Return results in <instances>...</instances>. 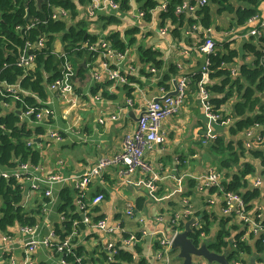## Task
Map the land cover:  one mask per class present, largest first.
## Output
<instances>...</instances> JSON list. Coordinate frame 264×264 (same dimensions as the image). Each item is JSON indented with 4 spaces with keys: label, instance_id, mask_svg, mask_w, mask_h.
I'll return each mask as SVG.
<instances>
[{
    "label": "crops",
    "instance_id": "1",
    "mask_svg": "<svg viewBox=\"0 0 264 264\" xmlns=\"http://www.w3.org/2000/svg\"><path fill=\"white\" fill-rule=\"evenodd\" d=\"M155 1L159 4L161 1L169 0ZM229 1L235 6L243 4L239 0ZM209 6L212 18L209 28L198 21L200 23L198 29H194L193 23L187 17V22L180 27L179 35L174 31L179 28L178 23L170 25H168L169 21L164 23L160 10L152 9L150 20L139 17V4L133 5L130 9L129 7H122L119 10L108 9L94 17L97 20L100 15H114L118 18L117 23H110L105 27L98 23L100 27L93 25L95 23L91 24L93 27H89L90 31L98 36L108 37L118 32L126 43L136 38L134 43L129 44L127 53L108 58L111 66L130 74L133 85H117L111 81L95 82L93 72L101 61L99 57H95L90 58L86 66L83 65L85 71L82 74H79L78 68L75 67V98L72 94L48 91V105L52 109L50 124L34 126L29 123L33 128L44 127V133H35L30 139L33 141L32 146L40 151L41 159L38 164H32L30 177L22 180L26 185L24 207L32 210L30 215H34L37 219L39 238L47 237L52 231H57V224L62 226L66 222H71V231L74 227L77 231L76 250L88 264H106L105 255H109L107 243L112 240L118 243L122 231L118 229L116 234H109L83 222V212L76 204V180L72 177L88 170L100 157L112 156L120 152L124 147L125 136L137 129L139 116L146 103L163 97L165 94L163 89L167 92L174 91L176 88L174 81L179 82L182 77H188L189 81L186 100L179 111L165 118L161 123V130L166 134L167 141L161 146L145 151L146 158L152 163L154 171L160 172L158 184L162 189L161 193L157 195L149 189L144 173L140 170L121 173L120 169L126 166L109 168L93 177L86 197L87 211L94 219L106 218L109 226H122L132 232L146 229L148 235L139 242L141 254L137 256H143L149 264H163L158 256L160 249L154 232L168 231L172 211L178 214L189 208L195 215L196 212L204 210L201 206L203 202L208 212L215 216L211 219V233L207 238L213 239L217 235L221 221L227 216L223 211V197H219L218 193L210 195L207 192L197 191L190 187L189 180L211 167H219V161L215 162L213 159L221 158L222 155L213 151V137L222 135L227 142L232 139L235 144L240 141L243 143L242 148H245V138L240 132L235 137L230 136L229 123L224 119L216 120L209 115L206 104L208 99L224 96V91L213 93L216 91L213 87L220 86L223 77L211 78L210 75L203 73L206 56L199 46L204 42L205 36H210L217 43V51L225 50L226 44L230 49L238 51L239 56L228 64L229 67H237L238 70L242 64L252 67L256 57L253 54L245 56L244 45L250 39L251 29L264 20V0H259L260 14L245 25L237 24V20L234 19L236 13L219 12V3H211ZM80 15L86 16L82 11ZM94 18L92 19L95 20ZM166 25L169 27L168 31L161 33L160 29ZM254 42L257 44L258 40L255 39ZM60 45L62 47V41ZM138 45L157 52L156 57L162 65L158 67L154 62L142 61L137 51ZM152 66L155 67V71H151ZM171 68L174 69L172 72ZM199 74L202 75L201 78L197 77ZM128 97L133 100V104L124 108ZM238 99L237 92L229 96L221 106L222 113L232 115ZM102 118L103 122H101ZM49 131L58 132L62 135V140L49 135ZM210 141L212 143L208 148L207 144ZM184 156L187 162L181 165L180 157ZM245 158L252 159L258 166L257 170L246 173L241 180L248 186L246 190H252L257 188L254 186V181L255 176L260 172V167L258 161L248 152ZM207 159L214 165L209 164ZM243 170L242 165L239 169L232 168L231 172L227 173L226 180L232 179L235 174ZM50 175L69 179L54 183L51 187V196H46L45 185L41 184L37 189L31 186L33 180L37 182L39 178ZM65 188H70L73 193L76 211L70 210L68 206V213L58 211L62 204L60 192ZM260 190L264 196V185ZM97 193H103L104 199L94 204L92 200ZM263 196L254 199V206L249 213L252 218L259 207L263 208L264 213ZM208 198H213L214 203L209 205ZM139 200L141 207L138 208ZM129 204L134 206L133 216H129L126 212ZM76 213H79L78 219L72 221L73 218L68 215ZM181 221L185 224L188 219L182 216ZM232 222L234 224L231 225ZM234 225L238 228L237 231H233L231 238L237 236V233L244 232L241 240L251 248V253L244 258L241 255L236 263L231 264H251L253 256L256 263L263 264L264 250L260 251L257 245L262 234L254 233V225L244 226L236 217L235 221L228 222L226 227L230 228ZM21 226L23 225L16 224L8 230H0V264H10L11 255L16 260V264H22L28 239L22 233ZM58 235L62 237L60 233ZM232 244L229 245L230 248L236 245L234 242ZM176 252L178 251L170 253V264H183V261L181 263L177 260ZM33 259L35 264H65L62 255L42 244L34 249ZM195 260L196 264H209L203 257H196ZM261 260L262 263H259Z\"/></svg>",
    "mask_w": 264,
    "mask_h": 264
},
{
    "label": "trees",
    "instance_id": "2",
    "mask_svg": "<svg viewBox=\"0 0 264 264\" xmlns=\"http://www.w3.org/2000/svg\"><path fill=\"white\" fill-rule=\"evenodd\" d=\"M88 0H80L76 2L74 0H0V77L7 80L9 83H15L21 77L22 86L38 94L42 99L46 100L48 96L47 84L59 77L61 72L62 58L57 53H52L53 45L57 39H60L62 43L69 45H76L78 42H85L88 40H96L98 35L91 32L89 25L95 23L102 27L107 26L110 23H117L118 18L114 15H100L97 19L80 15V4H85ZM123 8H128L130 0H120ZM142 9L146 11V19H151V10L156 8L158 1L155 0H135ZM184 0H169L167 10L161 12V18L163 22L172 20L174 23H178L179 28L175 29V33L179 35L180 27L184 26L187 22V17L190 14L185 11L182 14L176 12V7L180 5ZM211 2H217L220 5L219 12L228 11L230 13H236V19L238 25H245L251 19L259 15V0H239L243 4L235 6L229 0H208ZM196 3V0H191V4ZM210 3L203 6L197 11L199 15L198 19L190 18L191 23L198 22L206 28H209L212 24ZM48 5L62 6L70 8L72 13L75 14L74 19L71 22L62 20L48 19L49 11ZM79 14V15H78ZM34 18H39L40 21H36V26L28 29L27 25ZM72 23V24H71ZM17 26L24 27L26 36L23 37L18 31ZM99 26V27H100ZM45 34L49 37L47 42L49 51L43 49L38 51L36 58V68L34 72L26 73L21 67L16 64V56L18 49L25 45L28 40H34L39 35ZM114 43L116 49L120 52H124L128 49L129 44L136 41V38L126 43L118 32H115L108 36ZM258 40L256 44L254 40ZM264 43V36L256 37L250 36L248 42L244 45L245 56L253 54L256 59L254 65L250 67L247 64H242L238 70L236 76L232 75L231 67L228 64L234 62L235 58L239 56L236 49H230L226 44V49L223 51H217L210 55V77H223V81L220 86H214L216 90L213 93L225 92L222 98L218 96L212 97L211 101L215 106V109L221 108L223 103L229 96L237 95L238 101L234 105V111L231 115L234 117V121L229 124V135L236 136L239 132L253 127L256 125H264V65L260 63V59L264 54L263 48L260 47ZM67 46L66 48H68ZM137 51L142 61L154 62L156 66H161L162 62L156 57L157 52L152 49H145L142 45H138ZM72 62L78 73L82 74L85 71L81 62L85 58L87 61L90 58H95L96 55L89 53L87 50L73 51L69 53ZM75 59V60H73ZM174 69L171 68L172 72ZM46 75H49L48 77ZM201 74L197 77L201 78ZM228 87V88H227ZM9 102H16V109H7L0 104V169L12 170L17 168L20 162H29L32 164H38L41 159L40 151L30 146L28 143L33 134L44 133V127L36 126L31 127L29 123L21 121L18 113L19 108H26L28 105L37 104V100L31 95H24L22 98L16 100L14 97H8V94L3 97ZM15 100V101H14ZM35 126V125H34ZM264 132V131H263ZM213 151L216 153H224L221 158H214L213 160L219 161V167L221 170L229 174L232 168H240L242 165L244 170L239 174H235L232 179L225 181V187L228 190L238 191L244 194V197L249 206L247 209L253 208L254 199L263 196L260 188L252 190H246L248 187L241 180L245 177L246 173H253L257 170L258 166L252 159H246L245 154L248 150L242 148V142L230 139L228 142L222 135L216 136L213 140ZM239 145V146H238ZM238 146V147H237ZM253 158H257L262 166L264 172V149H254L248 151ZM217 161V162H218ZM237 173V172H236ZM231 174V173H230ZM189 185L192 188H196V181L194 179L189 180ZM161 188L155 193L160 194ZM215 189H212L214 191ZM98 194V193H97ZM96 194V195H97ZM26 195V185L22 183L15 176L0 177V230H8L16 224L21 225H33L37 224V219L34 215H30L33 212L30 209H26L24 206ZM62 204H60L58 211L68 213V207L70 210L76 211V207L73 204V193L70 188H65L60 192ZM264 197V196H263ZM145 201V199H144ZM141 207V202H138V208ZM78 214L68 215L74 219H78ZM30 215V216H29ZM201 217V227L190 233V237L195 240H199V234L204 233L209 235L211 233V219L215 218L214 214L208 212L207 209L198 211L195 214ZM192 216L187 217L190 219ZM99 217H96V220ZM235 221V215L226 216L221 221V228L217 235L213 239H209L208 245L211 249L217 252H224L229 242L232 240L237 244L238 248L242 251H248L251 253V248L247 246L246 242L241 240L243 233L236 234L232 237L233 231H237L238 226L227 228L228 222ZM264 224V218L262 220ZM181 226H175V229H182ZM247 229V227H245ZM57 233L65 236L71 232V222H66L62 226L57 224ZM245 229V230H246ZM199 233V234H198ZM128 233H125V236ZM264 236V233L263 235ZM258 247L260 251L264 250V243L262 238L258 241ZM137 254H141L140 245L134 247L117 245L116 253L112 260H109V256L105 255L106 264H149L143 257H137ZM70 260V259H69Z\"/></svg>",
    "mask_w": 264,
    "mask_h": 264
},
{
    "label": "built area",
    "instance_id": "3",
    "mask_svg": "<svg viewBox=\"0 0 264 264\" xmlns=\"http://www.w3.org/2000/svg\"><path fill=\"white\" fill-rule=\"evenodd\" d=\"M74 1L79 2L80 0ZM132 1L133 0H130L128 9L133 6ZM167 4L168 1H161V3H159L153 10H160L161 12H164L167 10ZM208 4V0H196V3L194 4H191L190 0H184L180 5L176 7V12L178 14H182L185 11H189L190 14L188 15V18L198 19L199 15L197 14V11ZM48 6L50 8L49 11H47L49 16L46 20H44L45 22H47L48 19L70 22L75 17V14L72 13V10L70 8L54 5ZM79 8L80 13L82 11L87 17L94 18L96 15H98V13L106 11L108 9H122V2L120 0H88L84 5L80 4ZM138 16L143 18L146 17V11L142 9L141 6L138 7ZM36 21H40L39 18H34L30 22V24L27 25V28L30 29L36 26ZM167 21H169L168 25L172 24L171 20ZM199 24V22H194V29H198ZM168 25L160 29L161 33H165L168 31ZM17 31L23 37L26 36L24 27L17 26ZM250 35L256 36L257 38L264 36V20H262L251 29ZM204 39V42L199 46V48L206 56L203 73L209 75L210 55L217 52V43L210 36H205ZM48 40L49 37L45 34L39 35L34 40H28L24 46L18 49L16 64L21 67L26 73L34 72L36 68V58L38 55V51L43 49L49 51L47 45ZM56 46L54 44L52 50L50 51H52V53L56 52L57 55L62 58L61 72L59 77L51 82H48V91H59L65 94H72L75 98L76 68L70 58L69 53L81 50H87L89 53H92L96 55V57H99L101 59L99 66H97V68L93 72V79L95 82L106 83V81H111L116 83L117 85H133L129 73H124L118 67H113L110 65V62L108 61L109 57L115 55L122 56L123 54L128 52V49H126L124 52L118 51L113 41L109 37L99 35L94 41L88 40L85 42H78L75 46L65 43H62V47L61 45L57 46L59 49H57ZM67 46L69 47L66 48ZM260 47H264V43L261 44ZM260 63L264 65V54L260 59ZM231 70L232 75L236 76L238 73L237 67L232 66ZM151 71H155L154 66L151 67ZM23 76L21 77V79L23 78ZM46 76L48 77L49 75ZM21 79L12 84L5 79H1L0 77V104L4 107H7L6 109L17 110L16 102H9L3 97L8 94V97H14L16 100H18L24 95H31L37 100V104L31 106L28 105L26 108H19V111H21V114H19L21 121H28V123L33 125L50 122L52 109L48 105V100H44L38 94L32 93L31 91L25 89L21 84ZM188 82V77H182L178 82V92L176 95L166 96L168 92L166 89H163L165 94L159 101L152 99L148 103H146L139 116L137 129L125 136L123 144L124 147L120 152L112 156L100 157L88 170L72 177L76 180V204L83 212V222L109 234H116V231L118 229L122 231L118 243L114 240L107 243V253L109 254V260H112L114 258L117 245L120 244L122 246L134 247L139 244L144 236L148 235V231L146 229H138L136 232H127L128 234L125 236L124 232L126 230L122 226H109L106 218H99L97 220L96 217L95 219L92 218L87 211L88 204L86 203V197L88 194L90 183L94 176L102 174L106 169L126 166V168L120 169L121 173H130L140 170L144 173L145 180L149 189L152 192H155L159 189L158 181L160 180L161 176L160 172L154 171L152 163L146 158L145 151L146 149H153L154 147L161 146L166 143L167 136L161 130V123L165 118L173 115L183 106L186 100ZM125 104L126 105L124 106V108H127L128 106L133 104V100L128 97ZM206 104L208 113L212 118L216 120L224 119L229 124L234 121V117L222 113L221 108L215 109L211 98L208 99ZM112 118H115V116H112ZM103 121L104 119L102 118L101 122ZM0 127L3 126L0 125ZM263 131L264 125L259 124L253 127H249L241 132L245 138L244 147L246 150L252 151L254 149H264ZM49 135L56 138L57 140H62V135H60L58 132L49 131ZM214 138L215 137H213L212 140ZM28 144L30 146L33 145V141L30 140ZM255 160L258 161L260 172L255 176L254 186L260 188L264 185V172L261 169L262 166L260 165L259 159L255 158ZM33 165L32 163L23 161L19 163L17 168H14L12 170L2 171L0 169V177L15 176L20 181L24 179L27 180L30 177L31 168L33 167ZM67 179L69 178L50 175L45 178H39L37 182L33 180L31 186L37 189L41 184L45 185L46 196H51L52 185L56 182L65 181ZM193 179L196 181L195 189L197 191L207 192L210 195H212L213 193H218L219 197H223V211L227 214V216L234 214L237 220L243 223L244 226L254 225L255 228L253 232L261 233L263 235V208H257L254 213V218H252V216L249 215L251 209H247V206L249 205L244 197V194L238 191L226 189V174L223 170H221L220 168L218 169L216 167H211L204 173L193 176ZM212 189L215 190L212 191ZM103 199L104 194L98 193L94 196L92 202L94 204L99 203ZM207 201L209 205L214 203L213 198H208ZM126 212L129 216H133L135 212L134 206L132 204H129ZM184 214L186 216L194 215V212L191 209L187 208L184 211ZM180 216L181 214H175L174 217L171 218V220L169 221V229L167 232H154V237L156 238L160 249L158 256L159 259L163 261V264H170V249L172 247L174 237L179 233V230L175 229V226L180 225ZM230 224L232 225L234 223L232 222ZM194 225L195 229H200L201 220H196ZM20 229L28 239L22 264H35L33 259V251L39 244L49 247L53 252L62 255L65 264H88L84 257L75 248V235L77 234L75 227L69 234L65 236L61 237L56 231H52L49 236L44 238L38 237L37 232L39 227L37 224L23 225L20 227ZM261 238L264 242V236H261ZM10 264H16V260L12 255L10 256Z\"/></svg>",
    "mask_w": 264,
    "mask_h": 264
},
{
    "label": "water",
    "instance_id": "4",
    "mask_svg": "<svg viewBox=\"0 0 264 264\" xmlns=\"http://www.w3.org/2000/svg\"><path fill=\"white\" fill-rule=\"evenodd\" d=\"M42 0H39L41 2ZM191 1V0H190ZM189 12V11H188ZM190 13V12H189ZM97 19V18H95ZM72 21V20H71ZM70 21V22H71ZM172 22V20H171ZM174 23V22H172ZM72 24V23H71ZM169 29V27H168ZM74 63V62H73ZM82 65L86 66L87 65V58H85L82 62ZM174 84L176 86L174 91L168 92L166 96L168 95H176L178 92V81L175 80ZM264 97V94L262 95ZM161 98H156V101H159ZM19 114H21V111H18ZM139 120V119H138ZM211 141L207 144L208 148L211 145ZM180 164L183 165L185 162H187L186 156L180 157ZM159 188H161L159 186ZM26 199V195H25ZM26 200L24 201L25 205ZM185 211V210H184ZM184 211H182L180 216V225L181 226V217H185L186 215L184 214ZM177 214L175 211H172L171 218L174 217V215ZM192 216L188 221L183 224L182 229H178L179 233L174 237V240L172 242V247L170 249V253H173V251H178V257L183 259V264H196V257H203L204 259L207 260L209 264H231V263H236L237 259L240 258L241 255L244 256L249 255L248 251H242L240 248H238L237 244L232 246L230 248L229 245L233 243V241H230V244L226 247L227 249L224 250V252H217L211 249L208 245V241L210 238H207V234L201 233L199 234V240H195L192 237H190V233L194 232L195 234L196 229H195V222L196 220H201V217L195 216V215H187L186 217ZM170 218V220H171ZM126 230V229H125ZM129 231H125L124 233H127ZM233 245V244H232ZM253 262L251 264H258L255 261V256L252 257ZM171 260V258H170ZM259 263H262V260L259 261Z\"/></svg>",
    "mask_w": 264,
    "mask_h": 264
},
{
    "label": "rangeland",
    "instance_id": "5",
    "mask_svg": "<svg viewBox=\"0 0 264 264\" xmlns=\"http://www.w3.org/2000/svg\"><path fill=\"white\" fill-rule=\"evenodd\" d=\"M132 3H133V5H137V6H138V4H137V2H136L135 0H133ZM211 3L215 4V3H217V2H211ZM211 3H210V4H211ZM217 4H218V3H217ZM93 25H95L96 27H99V25H97V24H93ZM93 25H92V26L89 25V27L92 28ZM57 41H60V39H57V40H56V45L58 46V45H60L61 41H60L59 43H58ZM42 124H45V125L48 126L50 123H49V122H44V123H42ZM28 125H30V124H28ZM218 154H219V155H222V156L225 155V154L222 153V152H221V153H218ZM147 159H148V158H147ZM207 160H208V159H207ZM214 161L217 162L218 160L216 159V160H214ZM208 163L211 164V165H214V164H213L211 161H209V160H208ZM201 206H202V209H206V205H205L203 202H202ZM177 257H178V253H177ZM177 260H179L181 263H182V261H183V259H181V258H179V257L177 258ZM263 264H264V263H263Z\"/></svg>",
    "mask_w": 264,
    "mask_h": 264
}]
</instances>
